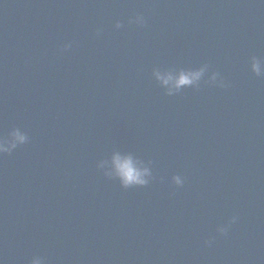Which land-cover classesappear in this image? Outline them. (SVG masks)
<instances>
[{
    "label": "water",
    "instance_id": "95a60500",
    "mask_svg": "<svg viewBox=\"0 0 264 264\" xmlns=\"http://www.w3.org/2000/svg\"><path fill=\"white\" fill-rule=\"evenodd\" d=\"M253 57L264 0H0V264H264Z\"/></svg>",
    "mask_w": 264,
    "mask_h": 264
},
{
    "label": "clouds",
    "instance_id": "9594fccd",
    "mask_svg": "<svg viewBox=\"0 0 264 264\" xmlns=\"http://www.w3.org/2000/svg\"><path fill=\"white\" fill-rule=\"evenodd\" d=\"M121 25L119 22L115 24L116 28ZM68 46L65 45V48ZM250 70L259 75L264 72V64L257 58L253 57L250 62ZM205 69L202 67L194 71H184L181 70L176 76H173L170 72H154V76L157 81L160 82L162 86H165L167 93L171 95L173 91L180 89L182 86H189L197 82ZM215 79V74L211 77ZM28 141V137L25 132L21 131L19 128H14L7 136L0 138V155L11 153L19 145H23ZM114 159H119L114 158ZM115 174L119 178L121 185L123 187L135 186V185H145L147 183L146 177L148 176V169H140L135 167L130 158H124V160L116 165ZM173 182L176 184L181 183V178L179 176H174L172 178ZM235 219V218H234ZM218 231L223 232L224 229H218ZM29 264H42V258L39 256H33L29 261Z\"/></svg>",
    "mask_w": 264,
    "mask_h": 264
}]
</instances>
